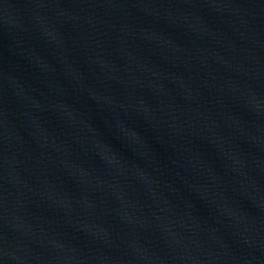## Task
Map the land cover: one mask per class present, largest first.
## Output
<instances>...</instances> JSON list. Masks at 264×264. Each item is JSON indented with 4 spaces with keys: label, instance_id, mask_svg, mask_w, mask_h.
I'll return each mask as SVG.
<instances>
[{
    "label": "water",
    "instance_id": "water-1",
    "mask_svg": "<svg viewBox=\"0 0 264 264\" xmlns=\"http://www.w3.org/2000/svg\"><path fill=\"white\" fill-rule=\"evenodd\" d=\"M0 264H264V0H0Z\"/></svg>",
    "mask_w": 264,
    "mask_h": 264
}]
</instances>
